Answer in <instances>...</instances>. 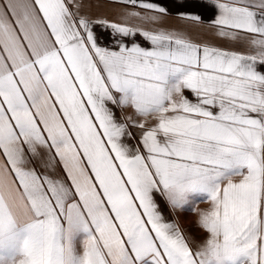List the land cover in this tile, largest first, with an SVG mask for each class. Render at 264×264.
<instances>
[{
  "label": "snow or ice",
  "instance_id": "1",
  "mask_svg": "<svg viewBox=\"0 0 264 264\" xmlns=\"http://www.w3.org/2000/svg\"><path fill=\"white\" fill-rule=\"evenodd\" d=\"M110 2L0 0V264H264V0Z\"/></svg>",
  "mask_w": 264,
  "mask_h": 264
},
{
  "label": "crops",
  "instance_id": "2",
  "mask_svg": "<svg viewBox=\"0 0 264 264\" xmlns=\"http://www.w3.org/2000/svg\"><path fill=\"white\" fill-rule=\"evenodd\" d=\"M162 3L166 4L169 8V15L158 24H145L136 19H129L127 22L130 24H139L144 28L153 27H165L172 30L180 29L187 31L193 39L202 40L205 42L215 43L218 46L229 47L228 44H224L219 39L215 37V29L211 27L210 23L204 22L202 24H193L188 22L177 15L179 11H184L177 7V0H161ZM83 8L81 10L82 14H85L96 19H106L116 23H124L127 12L129 11H141L142 9H136L132 6H126L121 4H116L110 2V0H82ZM97 35L100 37V42L102 46H112V37L110 31H103L99 27L96 29ZM242 51H248V47L245 46L241 48ZM191 99V94L186 92ZM117 114L121 117L131 116L136 120H141L142 118L135 116L133 109H125L123 112L117 111ZM134 136L139 135L138 129H132ZM210 207L208 202L198 203L196 205V210H176L171 211L165 209L166 217L175 222L182 232L188 237V239L193 243V245H198L204 239L206 233L198 226L197 221L199 219V214L201 211L207 210Z\"/></svg>",
  "mask_w": 264,
  "mask_h": 264
}]
</instances>
